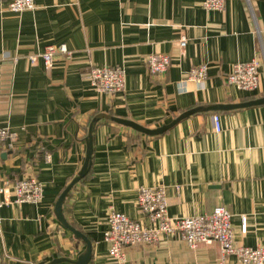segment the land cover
Wrapping results in <instances>:
<instances>
[{
  "label": "crops",
  "instance_id": "1",
  "mask_svg": "<svg viewBox=\"0 0 264 264\" xmlns=\"http://www.w3.org/2000/svg\"><path fill=\"white\" fill-rule=\"evenodd\" d=\"M203 1L35 0V8L11 13L9 0H0V128L15 136L0 143V202H11L0 209V264L77 261L86 253V241L58 220L56 203L82 172L96 115L155 130L195 107L263 100L264 0H251L253 13L246 0H225L224 12L207 11ZM50 45H65L73 55H56L50 71L41 59L29 62ZM156 53L168 55L171 65L153 76L146 60ZM255 58L261 59L257 89L228 83L235 64ZM201 65L208 67L205 87L192 81L181 92L179 82ZM103 66L125 69L121 93L102 94L87 79ZM93 134L89 173L62 205L67 223L91 242L88 264H221L218 242L192 250L167 236L157 245L126 247L124 263L111 257L104 240L108 214L146 223L138 204L142 186L166 188L174 220L223 206L232 214L237 245L264 246V102L195 112L158 135L105 118ZM28 178L43 184V199L14 204L15 183Z\"/></svg>",
  "mask_w": 264,
  "mask_h": 264
},
{
  "label": "built area",
  "instance_id": "2",
  "mask_svg": "<svg viewBox=\"0 0 264 264\" xmlns=\"http://www.w3.org/2000/svg\"><path fill=\"white\" fill-rule=\"evenodd\" d=\"M253 13L251 0H246ZM203 7L208 10L224 12L225 0H204ZM35 8V0H9L5 10L11 13H21ZM3 10H0V19ZM256 34L261 41V30L257 27ZM179 43L183 49L187 46V39L181 36ZM264 44L261 41V58H264ZM72 57L73 52L65 45H50L38 55H32L28 60L31 64L42 60L45 70L50 71L53 67V59L56 55ZM260 60L255 58L251 62L238 63L233 66L227 75L228 83L240 91H253L259 85ZM147 67L151 75L157 76L168 71L171 61L168 55L162 53L148 56ZM87 79L102 94L114 95L121 93L126 86V71L123 67H93L86 75ZM208 77L207 65L194 67L189 73V79L179 82L178 89L187 91V83L195 82L199 89L205 87ZM215 131L221 132V119L218 114L213 116ZM14 133L8 128H0V143H6L13 139ZM14 204L39 203L44 196L43 184L36 178L18 180L14 185ZM0 188V194L2 192ZM11 202L1 201L2 205ZM139 208L146 218V223L130 219L127 215L111 210L107 217L109 224L104 235V240L109 244V254L119 263L126 260L125 249L132 245H157L162 237L180 238L187 243L190 249L195 250L200 244H212L218 242L221 246V264L235 257L237 264H264V246L256 248L236 244L232 214L223 206H217L211 214L183 217L174 220L168 215V198L166 188L142 186L138 196ZM2 221L0 215V223ZM242 233L247 232V220L244 219Z\"/></svg>",
  "mask_w": 264,
  "mask_h": 264
},
{
  "label": "water",
  "instance_id": "3",
  "mask_svg": "<svg viewBox=\"0 0 264 264\" xmlns=\"http://www.w3.org/2000/svg\"><path fill=\"white\" fill-rule=\"evenodd\" d=\"M264 102V98L263 100H257V101H250V102H246L244 104H228V105H219V104H210V105H206V106H199V107H195L193 108V110H189L187 112H184L183 115L179 116L173 123L169 124V125H163L161 127H158V129L155 130H150L142 125H138L136 123H133L131 121L125 120V119H118L115 118L113 116L110 115H96V117L92 120L90 126H89V130H88V150H87V158L85 160L84 166L82 168V172L80 173V175L75 178L71 184L67 187V189L62 193V195L60 196L59 200L56 203V214H57V218L58 220L61 222V224H63L66 228H68L70 231L74 232L76 236L82 238L84 241H86L88 248L87 251L84 255H82L80 257L79 260L77 261H71L69 259H65V258H58L56 259L54 262H52L51 264H56V263H61V262H71V263H76V264H88V262L91 260V254H92V245L91 242L87 239H85V237L79 232L77 231L74 227H71L69 225V223H67L66 219L64 218L63 215V203L66 199V197L68 196V194L70 193V191L72 190V187L79 182L81 179H83L88 173H89V168L91 165V159H92V155H93V131L97 125V123L105 118L114 120L120 124H125L127 126H130L131 128L139 131V132H144L150 135H158V134H162L165 131L169 130L170 128H172L174 125H176V123L178 121H180L183 118H186L188 116L193 115V113L195 112H211V111H224V110H228V109H234V108H242V107H246V106H251V105H259V104H263ZM38 264H45V262H41Z\"/></svg>",
  "mask_w": 264,
  "mask_h": 264
}]
</instances>
